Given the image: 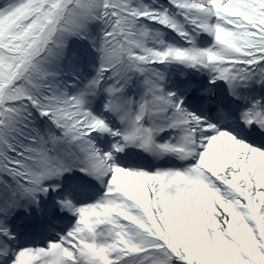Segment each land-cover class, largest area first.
<instances>
[{"label": "snow or ice", "instance_id": "6c2138e0", "mask_svg": "<svg viewBox=\"0 0 264 264\" xmlns=\"http://www.w3.org/2000/svg\"><path fill=\"white\" fill-rule=\"evenodd\" d=\"M0 264H264V0H0Z\"/></svg>", "mask_w": 264, "mask_h": 264}]
</instances>
